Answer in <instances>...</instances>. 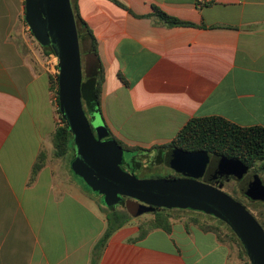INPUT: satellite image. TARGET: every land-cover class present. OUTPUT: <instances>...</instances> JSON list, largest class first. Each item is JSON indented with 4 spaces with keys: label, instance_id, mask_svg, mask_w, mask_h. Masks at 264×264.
<instances>
[{
    "label": "crops",
    "instance_id": "0c3cea01",
    "mask_svg": "<svg viewBox=\"0 0 264 264\" xmlns=\"http://www.w3.org/2000/svg\"><path fill=\"white\" fill-rule=\"evenodd\" d=\"M73 1L98 44L105 123L126 153L145 152L151 165L195 117L264 126V0ZM155 7L189 24L169 25ZM30 33L25 0H0V264H91L106 214L71 152L55 154L54 78ZM140 231L132 218L97 264H239L198 224Z\"/></svg>",
    "mask_w": 264,
    "mask_h": 264
},
{
    "label": "water",
    "instance_id": "95a60500",
    "mask_svg": "<svg viewBox=\"0 0 264 264\" xmlns=\"http://www.w3.org/2000/svg\"><path fill=\"white\" fill-rule=\"evenodd\" d=\"M25 21L42 47L50 46L58 59V99L62 119L73 136L72 171L81 177L106 206L132 198L134 217L156 208L202 211L226 223L241 241L250 264H264V228L246 204L221 186L200 180L208 163V151L177 147L167 165L182 177L143 179L126 171L124 147L114 138L98 111L88 117L82 100L83 65L79 33L71 0H25ZM249 166L238 157L222 155L217 175L242 179ZM253 200L264 202V180L257 173L244 189Z\"/></svg>",
    "mask_w": 264,
    "mask_h": 264
},
{
    "label": "trees",
    "instance_id": "16d2710c",
    "mask_svg": "<svg viewBox=\"0 0 264 264\" xmlns=\"http://www.w3.org/2000/svg\"><path fill=\"white\" fill-rule=\"evenodd\" d=\"M71 1L76 18L77 29L80 39V47H81V56H82V65H83L82 100H83L84 108L90 119L92 116L91 113L93 111L100 112V114L103 117L101 110V93H102V86L105 76H104V67L99 56L98 44L92 30L87 26V24L79 14L74 1L73 0ZM153 14L169 25L189 24L188 22L182 21L177 17L171 16L163 12L157 7L154 8ZM41 48L46 56L54 52L50 46L48 47L41 46ZM54 90L56 93L57 104L59 106L58 79L54 81ZM60 118H61V124L56 127L53 133L55 154L57 157H61L67 154L68 152H73L72 153L73 154L72 161H73V159L75 158L73 136L69 132L66 122L62 119L61 116ZM110 137H113V135L111 134ZM122 146L125 149V146L124 145ZM177 147H182L185 149L206 150L211 153H218L226 156L238 157L249 166H252L260 162L259 169L261 172H264V126L261 125L241 126L222 116H215V115L195 117L192 118L185 125V127L178 133V135L174 138V140L171 143L164 146V149H172ZM132 155L133 156L131 157L130 160L125 158V163L122 165V167L124 168V165H129L133 169L143 168L142 162L137 161V159L135 158L136 153H132ZM167 160L168 159L159 157L158 160L155 159V161L151 162V166L157 167L158 165L166 164ZM45 162H46V153L42 152L38 158V161L34 165L31 176L32 180L36 177L38 171L41 168H43ZM83 182L85 183L84 180ZM88 188L90 187L88 186ZM98 195L102 197L101 203L104 204L103 196L100 194ZM127 199L129 198L123 197L119 205L107 207L108 209L106 214L107 228L103 236L99 239V241L95 245L91 264H97V260L101 256V252L104 249L109 237L115 231H117L119 228H121L127 222H129L132 217H134L131 214V212L128 211ZM158 209L159 208H157L156 211ZM181 210H192V209H181ZM171 218H172V214L169 211L166 214L156 213L155 218L151 223V228L146 230L141 226V231L138 238L143 237L144 234H146L149 230L157 227H163L169 230L171 224ZM192 221L198 224L204 230L214 231L218 235L219 239L222 241L238 243V245L241 247L242 254H244L245 256V261H242L239 264H250V261L247 257V254L245 252V249L241 241L226 223L223 222L229 227L230 233L229 234L226 233L225 235H222L223 230L219 224L203 223L201 219L197 216L193 217ZM261 224L263 225L262 222Z\"/></svg>",
    "mask_w": 264,
    "mask_h": 264
},
{
    "label": "rangeland",
    "instance_id": "374dc122",
    "mask_svg": "<svg viewBox=\"0 0 264 264\" xmlns=\"http://www.w3.org/2000/svg\"><path fill=\"white\" fill-rule=\"evenodd\" d=\"M30 40L31 42L34 44V49L35 52H37L38 55H40V57L43 58L44 63H45V68L47 70V56L43 53V50L41 48V45L37 42V40L34 38V36L32 35V33L29 34ZM47 72H49L47 70ZM73 152H71L72 154ZM73 155V154H72ZM133 155L130 153H125V158L126 159H131ZM70 157L71 155H67L66 156V160L70 161ZM135 158L137 159V161L142 162L143 164V168L141 169H133L131 168L129 165H124V169L126 171L132 172L134 174H136L138 177L143 178V179H149V178H160V177H166L169 173L170 170L169 169H164V167H152L151 165L147 164V153L145 152H137ZM260 162L256 163V167L259 168ZM261 176L264 177V172H260ZM82 184H85L83 182V180L81 178H79L78 176H75ZM64 179V178H62ZM230 186H233V184H227V187L224 188V191H226L228 194H230L231 196H233L235 199L242 201V197L241 193H238L236 191H233L232 188ZM85 189L88 193L92 194L95 198H97L100 202V205L102 206L103 211L105 212V214H107V207L106 205H104L103 203H101V198L96 192L92 191L90 188H88V186L85 184ZM244 204L247 202L246 200H243ZM131 201L128 199L127 200V206H128V211H130L131 208ZM250 212L257 218V220L262 221L264 223V202H254V203H249L248 207H247ZM168 211L172 214V218L171 220L173 221H184L187 223H193L192 218L197 216L201 219V221L203 223H207V224H219L222 228V235H225L226 233H230L229 227L223 223V221L221 222L218 218L206 214L202 211H197V210H181L180 208H172V209H167V208H159L157 211L155 212H148L145 214H142L140 216L137 217H132V218H136L137 221L140 223V226H142L144 229H150L151 228V223L155 218V214L156 213H160V214H166L168 213ZM131 218V219H132ZM196 224V223H195ZM231 244L232 247V251L235 252V255L238 258L239 263H241L242 261H245V256L244 254H242V250L241 247L238 245V243L236 242H229Z\"/></svg>",
    "mask_w": 264,
    "mask_h": 264
},
{
    "label": "flooded vegetation",
    "instance_id": "af4514ba",
    "mask_svg": "<svg viewBox=\"0 0 264 264\" xmlns=\"http://www.w3.org/2000/svg\"><path fill=\"white\" fill-rule=\"evenodd\" d=\"M174 149L175 148H172V149H164L161 154H157L156 160H158L159 157H163L165 159H168L171 156V153L173 152ZM188 150H191V151H200V150H195V149H188ZM208 153L210 155V162L208 163V165H207V167H206L203 175L200 177V180L209 182V183H211V184H213L215 186H221V188L223 190H224L225 187H227V184H230V185L233 184V186H230V187L232 188L233 191H236L238 193H241V196H243L242 199L247 201L245 203L247 207H248V204L249 203L252 204L254 202H257V200L251 199L244 192L245 186L251 180V178L253 177V175H255V174L258 173L261 176V174H260L261 171H260L259 168L256 167V164H254L252 166H249L247 164L249 166V171H248L247 174L244 175V177L242 179H238L235 175H227V174L217 175L216 174V167H217V164H218L219 159L222 156V154L211 153V152H208ZM230 157H232V156H230ZM161 166L164 167V169H169L170 170V173L166 177H182L183 176L181 173H178L174 169H172L171 167H169L167 165V163L166 164H163V165H158L157 167H161ZM262 179L264 180V177H262ZM129 200L131 201V203H133V199L132 198L131 199L129 198ZM243 200H242V203L244 204ZM260 202H262V201H260ZM261 222H260V224H261ZM263 225H264V223H263ZM263 228H264V226H263Z\"/></svg>",
    "mask_w": 264,
    "mask_h": 264
},
{
    "label": "built area",
    "instance_id": "2783aa9c",
    "mask_svg": "<svg viewBox=\"0 0 264 264\" xmlns=\"http://www.w3.org/2000/svg\"><path fill=\"white\" fill-rule=\"evenodd\" d=\"M47 70L49 71V74L53 76L54 81L58 79L59 69H58V59L54 52L50 53L47 56Z\"/></svg>",
    "mask_w": 264,
    "mask_h": 264
}]
</instances>
